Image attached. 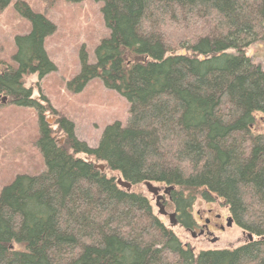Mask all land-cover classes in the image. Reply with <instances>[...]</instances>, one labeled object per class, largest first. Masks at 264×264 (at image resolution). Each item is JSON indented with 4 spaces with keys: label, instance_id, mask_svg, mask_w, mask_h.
Masks as SVG:
<instances>
[{
    "label": "trees",
    "instance_id": "obj_1",
    "mask_svg": "<svg viewBox=\"0 0 264 264\" xmlns=\"http://www.w3.org/2000/svg\"><path fill=\"white\" fill-rule=\"evenodd\" d=\"M93 1L108 33L67 85L98 78L127 100L128 115L94 147L63 118L67 136L55 140L23 83L54 70L43 47L54 25L23 3L29 30L14 37L0 94L37 110L44 167L0 190V264H264V129H255L264 69L247 56L264 41V0ZM143 182L172 186L184 228L197 199L219 198L252 239L195 252L154 213Z\"/></svg>",
    "mask_w": 264,
    "mask_h": 264
},
{
    "label": "rangeland",
    "instance_id": "obj_2",
    "mask_svg": "<svg viewBox=\"0 0 264 264\" xmlns=\"http://www.w3.org/2000/svg\"><path fill=\"white\" fill-rule=\"evenodd\" d=\"M4 0H1L3 2ZM18 3L19 11L14 4ZM31 11L43 14L54 26L44 37L43 47L54 70L38 78L28 75L23 81L31 88L41 103V115L47 126L53 131L55 140L62 145L66 138L63 119L72 124L75 138L87 146L97 145L104 127L114 121L124 122L128 115L127 100L115 90L106 88L100 79L88 81L80 90L68 88V81L75 76L81 66L82 55L88 62L94 59V48L108 33L100 12V4L93 0H8L0 4V71L7 65H13L12 55L15 51L14 37L29 30V17L24 12ZM264 41L250 45L247 56L264 69ZM37 110L23 107L0 99V190L21 173L35 174L43 169L44 163L35 141L39 136ZM255 129H264V119H257ZM86 157L84 154H79ZM159 186L160 192L167 187ZM148 198L154 213L168 227L172 228L185 246L195 252L207 249H225L236 247L248 240L235 223L226 226L229 216L226 206L219 198L211 202L197 199L191 212L199 226L208 216L207 210L221 214L224 218V229L215 231L218 239L214 242L208 238L192 235L195 230L184 228L176 219L171 225L169 218L158 213L155 198L145 182L137 185ZM135 190V186H133ZM164 194V193H163ZM165 199H168L165 197ZM171 202L165 201L167 211L173 212ZM177 214V213H176Z\"/></svg>",
    "mask_w": 264,
    "mask_h": 264
},
{
    "label": "flooded vegetation",
    "instance_id": "obj_3",
    "mask_svg": "<svg viewBox=\"0 0 264 264\" xmlns=\"http://www.w3.org/2000/svg\"><path fill=\"white\" fill-rule=\"evenodd\" d=\"M29 75H36L37 76L36 73H32V74H29ZM23 83H24V81H23ZM27 88H29V87H27ZM30 90H31V93H32L33 90L31 88H30ZM3 96L7 97L6 101L9 100L7 95L0 94V98H2ZM32 96H33V98H35L37 100V98H36V96L34 94H32ZM9 102H10V100H9ZM2 103H4V102H2ZM38 103L41 106V103L39 101H38ZM159 193H161V192L159 191ZM163 193L164 192L162 191L161 194L163 196V200H162L163 205H164L165 201L168 204V202H171L170 191H168L167 193H164V194ZM165 197H167L168 199H165ZM164 207H165V205H164ZM165 210H166V208H165ZM167 212H169V211H167ZM173 212L177 213V211H173ZM207 212H208V216L203 219V223L200 226H199L198 222L196 220H194L195 222L193 224V228L192 229L195 230L196 228H198V230H197L196 234L194 232L193 233L197 237L198 236L205 237V238H208L210 241H211V239L215 238V241H216L218 239V237L215 236V231H222L224 229V225H223L224 218H223V216L221 214L214 213L211 208H209L207 210ZM163 216L168 217V215H163ZM176 219L178 220V213L176 214ZM189 230H191V229H189ZM232 248H234V247H232Z\"/></svg>",
    "mask_w": 264,
    "mask_h": 264
},
{
    "label": "water",
    "instance_id": "obj_4",
    "mask_svg": "<svg viewBox=\"0 0 264 264\" xmlns=\"http://www.w3.org/2000/svg\"><path fill=\"white\" fill-rule=\"evenodd\" d=\"M264 46V45H262ZM1 99V102H5L7 97L6 96H3ZM101 170L104 169V167L101 165L99 166ZM117 183L120 185V186H123L125 187L126 189H130L131 187V183L127 182V181H124L122 180L121 177H119L117 179ZM146 184V188L147 190L152 193L154 196H155V201H156V205L158 207V213L159 214H163V215H168L169 217V221H170V224L171 225H175L176 224V220H175V215H176V212H170V213H167L166 210H165V207L163 205V196L162 194L159 193L160 191V188L158 186H154L151 182H145ZM172 189V186H167L163 192L164 193H167L169 190ZM231 222H232V219L230 216L227 217L226 219V226H230L231 225ZM192 235H194V233L192 232ZM248 237L249 239H252V235L251 234H248ZM211 241H215V238L211 239Z\"/></svg>",
    "mask_w": 264,
    "mask_h": 264
}]
</instances>
